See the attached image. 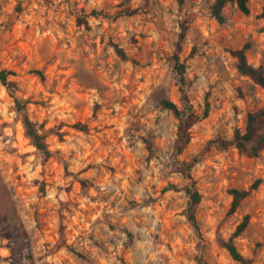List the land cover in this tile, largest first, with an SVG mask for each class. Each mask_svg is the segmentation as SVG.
Wrapping results in <instances>:
<instances>
[{
  "label": "rangeland",
  "instance_id": "1",
  "mask_svg": "<svg viewBox=\"0 0 264 264\" xmlns=\"http://www.w3.org/2000/svg\"><path fill=\"white\" fill-rule=\"evenodd\" d=\"M214 1L0 0V67L52 150L45 158L32 144L0 83V264H241L217 237L245 215L235 244L247 264H264V149L217 143L264 107L230 53L248 45L264 72V0H249V14L228 4L224 23ZM176 56L195 117L182 150L179 120L161 105L185 107ZM256 179L231 212L230 190ZM187 188L201 195L200 234Z\"/></svg>",
  "mask_w": 264,
  "mask_h": 264
},
{
  "label": "trees",
  "instance_id": "2",
  "mask_svg": "<svg viewBox=\"0 0 264 264\" xmlns=\"http://www.w3.org/2000/svg\"><path fill=\"white\" fill-rule=\"evenodd\" d=\"M186 1L188 0H177L178 4L180 5L184 4ZM228 4H235L238 10L243 14L250 13L249 0H215L211 6V14L219 23H224L226 20L223 14V10ZM91 15L99 16L102 15V12L93 11L91 12ZM260 15L261 17H264V7L262 8V12ZM78 21L81 24L86 23L82 18H79ZM247 49L248 45H245L241 49L231 50L230 53L237 60L236 67L239 73L248 76L257 85L264 89V72L261 67H254L248 63L246 57ZM174 68L179 78V90L182 94V101L185 107L183 109H180L177 104L170 99H162L161 105L164 109L173 112V114L179 120L177 135L179 148L180 150H182L190 142V129L195 122V117L193 113L186 112V107L188 106L189 109L191 107L187 92L184 89L186 61L180 60V58L176 56ZM14 77L15 73L13 72V70L0 67V83L5 87L8 95L13 99L16 110L18 112H21L23 115V127L25 129L27 137L30 138L32 144L39 152L44 155L45 158H50L52 156V150H50L47 143V139L49 138L50 134L48 132L42 131L39 126H37L31 120L29 114L26 112L27 101H22L16 96L18 85ZM206 114L207 110L205 111V115ZM262 124H264V107L256 111L249 112L246 116L245 128L243 130L239 128L235 129L232 139L217 140V143L220 147L226 148L228 146H234L241 154L257 157L264 149V129H262V131H259V126ZM75 127L83 132L88 130V126L85 123H77ZM260 183L261 179H256L248 189H231V212H234L240 206L241 202L245 198H247L252 191L256 190L259 187ZM187 192L190 194L191 200L189 205L188 218L194 229L198 234H200V230L196 220V211L201 200V195L198 193V191L192 190L190 188H187ZM248 224L249 216L245 215L242 221L237 225L235 232L229 239L225 240L220 236L217 237L218 243L227 250L230 257L234 261H237L241 264H247V260L239 252L234 240L244 232Z\"/></svg>",
  "mask_w": 264,
  "mask_h": 264
}]
</instances>
